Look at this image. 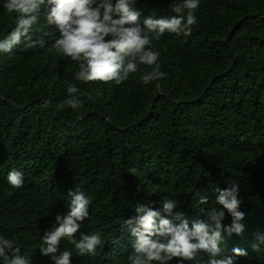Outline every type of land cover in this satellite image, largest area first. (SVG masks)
Returning a JSON list of instances; mask_svg holds the SVG:
<instances>
[{
    "label": "trees",
    "instance_id": "1",
    "mask_svg": "<svg viewBox=\"0 0 264 264\" xmlns=\"http://www.w3.org/2000/svg\"><path fill=\"white\" fill-rule=\"evenodd\" d=\"M182 2L134 0L133 7L142 22L175 15L171 6ZM4 3L0 40L16 26L17 14ZM44 12L31 36L43 46L22 38L0 52V236L14 240L31 264H54L40 254L41 237L68 212L69 191H80L91 204L76 238L99 232L102 243L95 255L81 256L64 238L60 250L72 253L71 264H129L133 237L124 221L137 205L174 224L183 213L191 227L221 207L216 188L235 184L243 231L224 235L222 254L239 248L248 255L236 264H264V242L256 239L264 237V0H199L190 34H150L165 75L148 84L142 77L151 67L142 64L120 84L76 80L78 63L53 48L59 33ZM69 84L83 101L75 110L58 108ZM11 170L23 174L21 187L8 182ZM164 198L177 203L171 215ZM231 223L226 212L223 224ZM197 258L210 259L204 252Z\"/></svg>",
    "mask_w": 264,
    "mask_h": 264
},
{
    "label": "clouds",
    "instance_id": "2",
    "mask_svg": "<svg viewBox=\"0 0 264 264\" xmlns=\"http://www.w3.org/2000/svg\"><path fill=\"white\" fill-rule=\"evenodd\" d=\"M134 0H5L3 7L8 13H16V26L2 40L0 52L9 53L22 38L35 46L43 41H32L33 26L41 17L42 6L44 17L49 25H54L59 33L53 48L60 54L70 57L78 63L79 71L75 79L83 82L115 81L120 84L128 79L129 74L138 70V64L148 65L151 71L142 77V83L162 78L159 53L151 49L152 35L160 39L169 33L190 34L191 26L196 24L195 10L199 0H183L181 4L171 6L175 15L155 18H143L140 10L133 7ZM187 10V15H184ZM111 37V39H108ZM80 89L74 84L67 87L68 99L58 108L70 107L78 109L83 101L78 95ZM88 98L91 99L90 94ZM50 101L44 102L47 108ZM135 171V170H133ZM8 182L16 188L23 184V174L11 170ZM215 201L221 207H213L207 213L206 220L193 221L191 227L183 213L177 212L175 219L179 224L162 218L158 210L146 205L135 207L136 215L124 221V226L133 237V253L129 255V264H168L174 258L182 261H194L201 252L207 253L208 264H236L235 257L247 256L248 253L239 248L232 249L233 256L223 255L221 242L224 235L240 234L243 225L239 223L244 213L239 211L241 201L238 199V186L221 189L216 188ZM67 203L68 212L55 217V224L45 230L41 237L40 254L49 257L54 264H71L72 253L60 250L61 240L67 238L74 245L79 255H95L97 246L101 245V234L80 233L83 221L89 215L91 200L80 191L70 190ZM201 197L200 204L207 203ZM177 203L173 199L164 198L163 211L172 214ZM226 212L232 217L230 225H224ZM257 241L264 242V237L257 235ZM253 251H260L259 243L251 245ZM0 258L3 264H31V258L21 255V250L14 240L0 236Z\"/></svg>",
    "mask_w": 264,
    "mask_h": 264
},
{
    "label": "bare ground",
    "instance_id": "3",
    "mask_svg": "<svg viewBox=\"0 0 264 264\" xmlns=\"http://www.w3.org/2000/svg\"><path fill=\"white\" fill-rule=\"evenodd\" d=\"M173 222V221H172Z\"/></svg>",
    "mask_w": 264,
    "mask_h": 264
}]
</instances>
